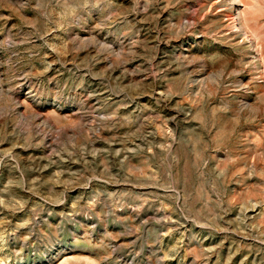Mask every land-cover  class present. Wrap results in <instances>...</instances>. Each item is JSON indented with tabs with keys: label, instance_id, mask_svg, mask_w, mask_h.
I'll return each instance as SVG.
<instances>
[{
	"label": "rangeland",
	"instance_id": "obj_1",
	"mask_svg": "<svg viewBox=\"0 0 264 264\" xmlns=\"http://www.w3.org/2000/svg\"><path fill=\"white\" fill-rule=\"evenodd\" d=\"M231 4L0 0V264H264V0Z\"/></svg>",
	"mask_w": 264,
	"mask_h": 264
},
{
	"label": "bare ground",
	"instance_id": "obj_2",
	"mask_svg": "<svg viewBox=\"0 0 264 264\" xmlns=\"http://www.w3.org/2000/svg\"><path fill=\"white\" fill-rule=\"evenodd\" d=\"M230 3H232L231 4V6H234L235 5V2L237 1L238 2V0H228ZM239 3H241V5L244 7V2L242 3V1H240ZM239 3H236V4H239ZM240 5V4H239ZM236 6V5H235ZM245 11V10H244ZM242 13H244V12H242ZM244 15V14H243Z\"/></svg>",
	"mask_w": 264,
	"mask_h": 264
}]
</instances>
